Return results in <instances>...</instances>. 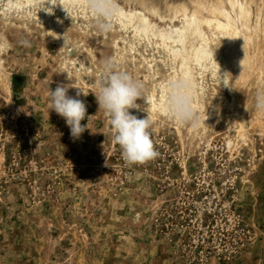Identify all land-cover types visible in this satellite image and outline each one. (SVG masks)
<instances>
[{
    "label": "rangeland",
    "instance_id": "1",
    "mask_svg": "<svg viewBox=\"0 0 264 264\" xmlns=\"http://www.w3.org/2000/svg\"><path fill=\"white\" fill-rule=\"evenodd\" d=\"M248 1L257 61L246 73L225 67L228 89L194 69L203 87L192 99L201 123L193 129L170 115L149 119L159 156L133 165L98 110L96 82L111 59L142 82V97L157 96L158 83L181 74L168 51L136 47L129 32L103 19L0 15V264H264V114L256 108L264 92V0ZM218 2L160 0L145 9L169 22L183 9L208 17ZM124 43L135 50L122 54ZM57 83H70L71 96L86 95L80 99L91 117L79 139L48 110V89ZM229 93L245 114L243 143ZM141 99L130 112L145 118Z\"/></svg>",
    "mask_w": 264,
    "mask_h": 264
},
{
    "label": "bare ground",
    "instance_id": "2",
    "mask_svg": "<svg viewBox=\"0 0 264 264\" xmlns=\"http://www.w3.org/2000/svg\"><path fill=\"white\" fill-rule=\"evenodd\" d=\"M148 2L150 6H147ZM158 2L160 3V0H146L145 4L143 2L137 4V2H128L127 0H115L118 11L111 16V19H107L102 14L94 13L93 10L87 6L86 0H54L52 5L48 3V0H0V15L6 16V18H8L7 16H9V18L17 17L20 20L28 21L29 17L34 13L36 19L41 22H44L45 19H49L50 14H57V16L61 17L69 15L85 19L90 17L94 20L103 19L107 23L117 27L120 32H129L135 40V44L133 42V45H136V47L137 45L141 46L146 43V45L151 48H162L165 52L167 50L171 56L170 58L173 59V63L177 62V70L181 73L177 80H183L188 83L193 100L197 94L203 91L202 84L198 83V80H203L204 75H209L212 81L221 87L224 86H222L223 82L225 88L228 89L226 87L227 75L225 76V67H227L228 70L231 69L230 71H232L234 75L240 72L246 73L252 65L251 62L253 58L255 57L257 61V58L261 55L256 54V48H253L254 46L252 44L253 38L251 37L254 35L250 28L252 16L248 13L250 12L248 11L250 7L248 0H219V2L216 3L219 8L214 9V13L209 10L208 17H200L194 10L188 12L183 9L177 21L170 20L169 22L167 21L168 23L165 20H161L156 12L148 13L145 9V7H155ZM221 5L224 9H221ZM40 21L37 22L40 24ZM84 43L85 42H83V44ZM133 45L131 43H124L121 49L122 54L126 55L128 54L127 52L135 50ZM138 54L141 56L140 53ZM118 55L121 54L118 53ZM74 64L76 63L74 62ZM74 64H72L71 67ZM159 65L160 64H158V66ZM258 66H260V68L262 67L260 64H258ZM194 69L198 71L199 79L193 74ZM172 80L173 79L170 77V79L166 78L164 81L158 83L157 88L159 94L157 96L153 93L154 91H151V93L145 94L144 97H142V106L146 108L145 111L147 112L148 119L155 120L157 116H168L165 111V105L169 95L168 86L174 81ZM7 103L10 105L9 100ZM226 105L237 121L236 132L238 138H240L239 141L242 143L247 141L245 114L237 108L234 96L231 95V93H229V99L226 101ZM197 106L198 105H196V107Z\"/></svg>",
    "mask_w": 264,
    "mask_h": 264
},
{
    "label": "clouds",
    "instance_id": "3",
    "mask_svg": "<svg viewBox=\"0 0 264 264\" xmlns=\"http://www.w3.org/2000/svg\"><path fill=\"white\" fill-rule=\"evenodd\" d=\"M54 0H48L53 4ZM87 6L94 13H99L107 19L118 11L115 0H86ZM104 29L108 25L100 24ZM24 46H30L28 40H22ZM97 92L94 94L98 110H103L108 117L111 130L114 132L113 142L119 145L123 160L129 164H145L159 156L151 138V121L147 118H138L130 109H138L136 103L143 96V84L126 71L118 70L111 59L102 63L100 79L97 82ZM165 111L182 125L193 129L201 123L199 115L193 108L190 86L186 81L176 80L169 84ZM69 84L57 83L54 89H48V110L54 111L64 119L70 129L73 140L79 139L88 130L87 124L81 122L87 116V105L80 99L81 93L69 95ZM85 95V94H83ZM86 96V95H85ZM256 108L264 114V92L258 93ZM48 111V114H49ZM206 120L208 116L205 114Z\"/></svg>",
    "mask_w": 264,
    "mask_h": 264
}]
</instances>
